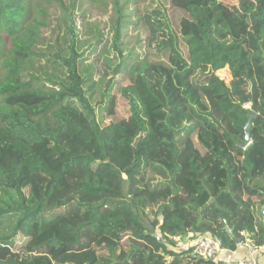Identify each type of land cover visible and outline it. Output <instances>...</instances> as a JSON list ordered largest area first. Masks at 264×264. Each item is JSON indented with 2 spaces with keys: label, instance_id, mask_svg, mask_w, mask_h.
Here are the masks:
<instances>
[{
  "label": "trees",
  "instance_id": "16d2710c",
  "mask_svg": "<svg viewBox=\"0 0 264 264\" xmlns=\"http://www.w3.org/2000/svg\"><path fill=\"white\" fill-rule=\"evenodd\" d=\"M36 1L0 0V264H216L169 246L189 232L264 245V0H139L143 59L126 57L128 1L113 0L98 80L83 57L102 30L82 35L75 10L48 0L64 16L47 57Z\"/></svg>",
  "mask_w": 264,
  "mask_h": 264
},
{
  "label": "rangeland",
  "instance_id": "374dc122",
  "mask_svg": "<svg viewBox=\"0 0 264 264\" xmlns=\"http://www.w3.org/2000/svg\"><path fill=\"white\" fill-rule=\"evenodd\" d=\"M128 1L127 9L124 10L126 13V20L125 28H124V37H123V44L122 49L126 57H128L133 52L136 53L135 55L139 56V59L145 58L148 53L147 47V38L148 32L143 24L141 19L140 11L138 10V2L139 0H123V2ZM148 3V0H146ZM155 0H150V3H154ZM161 2L162 5L168 4L171 0H156ZM65 6L69 9V11L75 10L74 16L76 17L77 24L79 29L81 30L82 35L85 34V30L87 29L86 26L88 24H93L96 27H99L102 32L104 33L102 43H95L94 39H90L92 43H94V47L96 46L97 49L94 52H91V49L85 53L84 58V65L85 66H93V78L98 80L100 77L99 68L97 63V58L103 53L102 47L111 37L110 29L113 26V17H114V4L113 0H63ZM157 4V3H154ZM152 8L155 5H151ZM34 15L33 19H36L39 24L33 27V34H31V38H36L37 41H40V47L43 49L42 51L45 52V55L51 56L50 54L55 53L56 47H58L60 43V38L63 36L62 27H61V20L63 19L64 12L58 3L55 1H48V0H39L33 3L32 6ZM29 24V22H25V25ZM36 23H34L35 25ZM1 43V42H0ZM86 47H88L86 45ZM11 39L7 38L2 42V49L4 51V57L7 58L11 57ZM117 52L106 53L105 56L109 58H113ZM113 63L117 64V59L113 58ZM46 61V57H43L42 62H36L37 66L44 65ZM119 63V62H118ZM31 68V67H30ZM33 71V69L31 68ZM200 74L195 73L191 80L197 86H202L207 84L210 81L211 74L203 71L198 70ZM197 74V75H196ZM217 74L229 81L230 72L226 70H221L217 72ZM1 76V71H0ZM205 77V78H203ZM3 108L2 100L0 98V111ZM249 147V146H247ZM88 175V172L83 171L81 169L75 170L72 174L70 179H80L84 176ZM124 177H127L124 175ZM132 181L126 178L125 185H124V198L125 199H133L140 205L144 203L143 199L136 198L132 191ZM141 211L147 212V209L143 208L140 209ZM144 222L147 223V219L143 216ZM264 220V218H263ZM243 235V233H242ZM202 234L199 233H187L183 234L182 241H171L169 242V246L171 248H175L177 250H185L190 245H192V241L197 240ZM242 239L239 241L241 242ZM125 243H127L125 241ZM239 244V243H238Z\"/></svg>",
  "mask_w": 264,
  "mask_h": 264
},
{
  "label": "built area",
  "instance_id": "2783aa9c",
  "mask_svg": "<svg viewBox=\"0 0 264 264\" xmlns=\"http://www.w3.org/2000/svg\"><path fill=\"white\" fill-rule=\"evenodd\" d=\"M245 106L250 107L249 104ZM261 214L264 217V207ZM243 235L245 238L239 243L245 247L247 253L236 264H264V245H258L248 233L243 232ZM172 239L182 241V235H174ZM190 247L192 256L213 260L216 264H219L223 254L228 250L223 247L220 237L210 234L202 235Z\"/></svg>",
  "mask_w": 264,
  "mask_h": 264
},
{
  "label": "crops",
  "instance_id": "0c3cea01",
  "mask_svg": "<svg viewBox=\"0 0 264 264\" xmlns=\"http://www.w3.org/2000/svg\"><path fill=\"white\" fill-rule=\"evenodd\" d=\"M183 236V235H182ZM196 241V240H194ZM192 241V243L194 242ZM191 246V245H190ZM189 248V247H188ZM187 248V249H188ZM246 249L240 243L235 251L227 250L221 258L219 264H236L237 261L246 255Z\"/></svg>",
  "mask_w": 264,
  "mask_h": 264
},
{
  "label": "water",
  "instance_id": "95a60500",
  "mask_svg": "<svg viewBox=\"0 0 264 264\" xmlns=\"http://www.w3.org/2000/svg\"><path fill=\"white\" fill-rule=\"evenodd\" d=\"M252 140H251V119H249L246 128H245V137H244V145L245 147L251 145ZM228 229V228H227ZM229 232L232 234L233 233V229H228Z\"/></svg>",
  "mask_w": 264,
  "mask_h": 264
}]
</instances>
